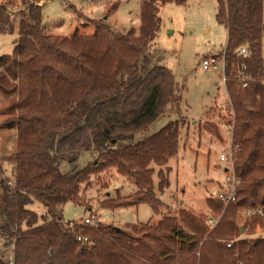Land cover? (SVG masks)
Returning a JSON list of instances; mask_svg holds the SVG:
<instances>
[{
    "label": "trees",
    "instance_id": "trees-1",
    "mask_svg": "<svg viewBox=\"0 0 264 264\" xmlns=\"http://www.w3.org/2000/svg\"><path fill=\"white\" fill-rule=\"evenodd\" d=\"M186 1L140 0L137 31L118 32L89 19L92 34L69 36L45 31L41 0H22L15 14L0 4V34H16L12 53L0 57V91L11 97L0 109V128L16 135L11 185L0 164V264H264V237L254 235L257 224L264 232V0H217L215 17L227 30V121L238 145L233 170L239 182L234 201L207 198L216 224L209 228L186 209L157 222L126 224L132 232L62 217L63 205L79 202L91 177L110 168L137 189L103 199L102 207L147 203L159 212L155 167L162 192L168 186L163 167L177 154L188 120L172 72L155 61L151 47L160 29L159 6ZM243 46L245 56L238 54ZM242 75L250 78L245 87ZM160 116L167 122L147 133ZM84 151L95 152V161L60 171L62 160ZM34 201L45 215L29 208ZM248 208L254 213L241 229L237 218Z\"/></svg>",
    "mask_w": 264,
    "mask_h": 264
},
{
    "label": "rangeland",
    "instance_id": "rangeland-1",
    "mask_svg": "<svg viewBox=\"0 0 264 264\" xmlns=\"http://www.w3.org/2000/svg\"><path fill=\"white\" fill-rule=\"evenodd\" d=\"M0 4H5L9 14L23 8L22 0H0ZM38 4L42 6L45 31L54 35L69 36L74 31L92 34L95 25L89 19L103 20L118 32L137 31L140 25V0H41ZM216 11L217 0H187L185 4L169 2L159 6L160 29L151 47L152 55L157 63L172 72L175 91L181 96V107L188 120L180 129L177 154L163 167L168 186L162 192L157 189L159 178L158 167H155L153 181L155 195L161 201L159 212L155 213L147 203L116 209L102 207L100 202L103 199L116 198L117 195L127 197L137 189L130 177L110 168L91 177L90 184L79 194V202L68 201L63 205L64 221L82 222L93 212L102 225H114L132 232L126 224L156 222L161 216L175 215L180 209L204 218L211 215L206 200L217 195L220 185H227L229 173L225 170L226 163L220 161L218 155L228 148L231 137L226 124L231 113L227 110L228 94L222 83L221 70H205L201 64L203 56L220 54L226 45L227 30L216 20ZM15 36L0 34V57L12 53ZM262 56L264 64V34ZM9 99L10 96L0 91V109ZM207 111L210 112L203 121L208 120L211 125L205 126L201 119ZM4 118L0 114V122ZM167 120V116L158 117L147 133L155 132ZM192 120L200 122L192 125ZM15 149V130L0 128V164L7 182L12 180L15 170ZM95 157V152L84 151L75 160H62L59 169L68 173L95 161ZM29 208L40 216L46 214L45 207L38 201ZM237 222H245L243 212L238 215ZM259 235L264 237V232ZM6 250L9 251L10 247Z\"/></svg>",
    "mask_w": 264,
    "mask_h": 264
},
{
    "label": "built area",
    "instance_id": "built-area-1",
    "mask_svg": "<svg viewBox=\"0 0 264 264\" xmlns=\"http://www.w3.org/2000/svg\"><path fill=\"white\" fill-rule=\"evenodd\" d=\"M246 47L243 46L240 48L238 54L239 55H242V56H245L246 55ZM202 67L203 69L205 70H208V69H211V68H219L221 70V74H222V83L224 84L225 86V82H226V76H225V73H224V68H225V60H224V52L223 50L220 52V54H215V53H209L205 56H203L202 58ZM240 82H241V86L242 87H245L246 84H247V81L250 80V78L248 76H240L238 77ZM227 122V123H226ZM226 124L228 125V121L226 120ZM229 128H230V131L232 129V126H233V123L231 122L229 125ZM238 150V145L237 144H233L232 142V131H231V137H230V145L228 146L227 149H224L222 150L219 155H218V158L220 161L226 163V167H225V170L229 173L227 175V185L223 188L220 189V191L217 193V195L214 197L216 199H219L221 201H223L225 204L229 203V202H232L235 200V194H236V186L238 184V179H236L235 175H234V170H233V163H234V160H235V154H236V151ZM8 185H11V181L9 180L7 182ZM259 213H261V210L258 209L257 210ZM254 213V210L251 209V208H248V209H245L243 211V216L245 218L249 217L251 214ZM206 222H207V226L209 228H212L217 220H218V217H214L212 215H208L206 218ZM100 221L97 217V215L93 212H91L88 216H86L84 219H83V224H90V225H96L98 224ZM240 228L242 229L243 228V224L241 223L240 224ZM255 232L256 234H259L262 232V227L257 224L256 227H255ZM243 234L245 233H241L239 238L243 236ZM78 239H81L80 237H78ZM238 238L236 239H233V240H230L227 242V246L230 247L235 240H237ZM84 240L86 241L87 238H84Z\"/></svg>",
    "mask_w": 264,
    "mask_h": 264
},
{
    "label": "crops",
    "instance_id": "crops-1",
    "mask_svg": "<svg viewBox=\"0 0 264 264\" xmlns=\"http://www.w3.org/2000/svg\"><path fill=\"white\" fill-rule=\"evenodd\" d=\"M218 88H219V87H218ZM227 110H228V108H227ZM209 112H210V111H207V112L205 113L204 117L201 119V121H202L203 123H204L205 121H208V120H204V121H203V119L208 115ZM197 122H200V120H198V121H197V120H192V125H195ZM220 186H221V188H223V185H220ZM204 216H205V215H204ZM161 217H162V216H161ZM159 219H160V218H159ZM159 219H158V220H159ZM158 220H157V221H158ZM157 221H156V222H157Z\"/></svg>",
    "mask_w": 264,
    "mask_h": 264
}]
</instances>
